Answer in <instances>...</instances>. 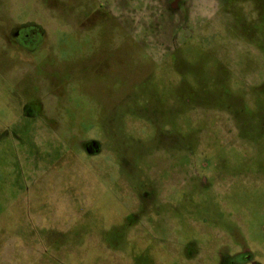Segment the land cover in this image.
<instances>
[{
    "label": "rangeland",
    "instance_id": "obj_1",
    "mask_svg": "<svg viewBox=\"0 0 264 264\" xmlns=\"http://www.w3.org/2000/svg\"><path fill=\"white\" fill-rule=\"evenodd\" d=\"M250 263L264 0H0V264Z\"/></svg>",
    "mask_w": 264,
    "mask_h": 264
},
{
    "label": "flooded vegetation",
    "instance_id": "obj_2",
    "mask_svg": "<svg viewBox=\"0 0 264 264\" xmlns=\"http://www.w3.org/2000/svg\"><path fill=\"white\" fill-rule=\"evenodd\" d=\"M8 38H9V42L12 43L15 49L28 51L30 49H36L38 43L39 42L41 43V41L43 40V33L42 30L37 25H34L32 23H26L20 25L19 27H14L13 29H11L9 31ZM35 106H36L35 107L36 110L31 108L29 112H27L26 108H24L23 113L27 115L38 114V112L40 111V106L37 102L35 103ZM246 256H243L242 258L245 259ZM248 258L249 257L247 256L246 260ZM250 264H254V263H250Z\"/></svg>",
    "mask_w": 264,
    "mask_h": 264
},
{
    "label": "water",
    "instance_id": "obj_3",
    "mask_svg": "<svg viewBox=\"0 0 264 264\" xmlns=\"http://www.w3.org/2000/svg\"><path fill=\"white\" fill-rule=\"evenodd\" d=\"M93 145H95V143H89L86 146L87 151H90L91 150V154L97 153V151H98V148L94 149V146Z\"/></svg>",
    "mask_w": 264,
    "mask_h": 264
}]
</instances>
